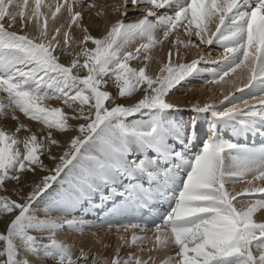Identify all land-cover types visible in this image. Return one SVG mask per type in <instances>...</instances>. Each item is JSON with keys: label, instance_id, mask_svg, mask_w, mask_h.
Listing matches in <instances>:
<instances>
[{"label": "snow or ice", "instance_id": "6c2138e0", "mask_svg": "<svg viewBox=\"0 0 264 264\" xmlns=\"http://www.w3.org/2000/svg\"><path fill=\"white\" fill-rule=\"evenodd\" d=\"M28 7L29 0H0V91L8 101L0 102V112L18 109L47 131L21 140L0 130V214H6L0 215V264H102L84 251L82 239H74L75 232L94 226L83 217L104 213L96 218L111 227L132 210L168 195L174 197V206L154 224L158 234L170 228L178 249L167 264H264V222L254 219V214L264 216V186L235 196L225 187L248 175L250 184L264 183V148L226 140L221 134L227 128L237 140L264 135V100L224 111L214 104L182 108L171 96L188 78L209 71L198 66L206 57L168 67L166 75L153 79L144 67L129 64L147 59L141 49L121 51L137 36L151 40L161 26L166 36L183 29L211 46L214 40L205 38L206 21L218 17L217 31L211 35L224 44L225 56L219 72L211 69L213 77L223 79L248 62L252 76L246 87L264 92V0H124L121 19L105 38L82 28V40L73 43H80L77 56L84 59L67 65L60 62L67 47L46 30L47 20L40 27L41 0H35L31 15H26ZM81 16L77 11L71 19L83 25ZM18 18L19 30H12ZM30 25L47 44L30 38ZM54 32L67 44L66 32ZM88 41L96 46L86 47ZM78 68L87 74H74ZM51 96L62 100L70 114L44 106ZM120 99L133 102L125 106L116 103ZM183 109L196 116L210 113L208 138L195 154L186 147L199 131L195 120L186 136L178 134L182 129L175 114ZM25 127L21 123L16 131ZM53 129L66 137L63 143L54 138ZM54 147L64 150L56 154ZM10 183L17 199L2 194ZM251 195L260 198L235 206L234 201ZM61 233L65 241L79 245L75 258L73 247L56 238ZM146 238L133 236L132 242ZM157 241L165 242L160 235ZM107 264L147 262L130 255Z\"/></svg>", "mask_w": 264, "mask_h": 264}, {"label": "rangeland", "instance_id": "374dc122", "mask_svg": "<svg viewBox=\"0 0 264 264\" xmlns=\"http://www.w3.org/2000/svg\"><path fill=\"white\" fill-rule=\"evenodd\" d=\"M67 1H69V0H67ZM70 4H71L70 7H76L78 9H80L82 7L83 8H86V7L87 8H90V7L91 8H94L98 4H100L99 5L100 8H101L100 10L104 14H107V13L109 14L111 12V10L113 9V7L115 6L117 8V9H115V11H117V13L121 15V10L120 9L124 5V0H87V4H84L83 3V0H71L70 1ZM109 5H112V8ZM142 7H144V5H142ZM40 12H41V15L45 14V12L43 13V11H42V6H41V9H40ZM141 18H142V16H141ZM120 19H121V17L118 20H120ZM105 20L106 21H104L103 24L100 26L101 27L100 31H103V28H106V27H109V26L112 27V25L115 23L114 22L112 24H108V20L107 19H105ZM47 21H48V18H47ZM216 21H218V22H216ZM34 23L35 22H33V24ZM215 23H216V25H215ZM218 23H219L218 17L213 18L212 25H215V26H214V31L211 32V30L213 29V27L210 26L209 23H207V21H206L207 29H206V36H205V38L207 39V38L211 37L214 40V43L211 46L207 45L206 43H201L199 41V38L189 37L188 33L185 32L183 29H181V30H172L169 33V36H170V44L168 43L169 44L168 50H167V48H165V49L167 50V52L168 51H169V53L171 52V55L169 53H167V54L172 59H174V57H175V54H174L175 47L176 46L177 47L180 46L179 45L180 37L178 36V34L181 33V34H183L186 37L185 42L187 41L183 45V47H182V48H184V50L187 49V51H185V56H183V58H182L183 61L181 63L188 64V63H191L193 60H199L200 57L203 56V57H206V60L204 62H202L198 66L200 68H203V69H209V71L202 72V73H200V74H198V75H196L194 77H190L185 82H183L182 86H179L178 87V90L175 91V93H174L177 96H171V99L173 101H176L177 99L180 100V99L184 98V100L187 99V100L190 101L189 102L190 106H192L193 104H197V103L199 105L200 104H203V106H204V104H207L208 103V104L217 105L219 111H224L226 108H228L230 106V102L233 101V100H235V103H233L232 106H234L235 108L244 109L243 107L240 106L241 103H243L244 101L248 100L247 99L248 97L250 99V98H256L257 96L260 95V91H258L256 89H253V88H250V87L249 88L243 87L242 88L243 91L236 90L238 92H232V93L226 95L225 97H228L229 98L228 100H225V97L220 98V95H218V92H220V91L217 92V90H216L218 88V83L216 84V82H218V81L220 82L221 79L219 78V76H215V77H212L211 76V74H212L211 73V69H213V68L216 69L218 65H219L218 67L221 68V65H220L219 62L222 61L223 58H224V56H225L224 44H221L219 41L216 40V38L214 36L211 35L213 33H216V31H217V24ZM68 25H69L68 32L70 34H71V32L72 33L76 32V28L75 27H72L74 25V22L72 21V19H70V22H68ZM32 27L33 26L30 25L29 28L27 29V34L30 36V38H33L34 34H37L36 30H34V27L33 28ZM73 29H75V30H73ZM31 30H32V33H31ZM34 31H35V33H33ZM51 34L57 35V33H55V32H53ZM225 35H227V33H225ZM95 38H100V37L97 35V36H95ZM153 40H150L149 41V40L146 39V41L144 40L143 42H138L136 44V46H135L136 48L135 47L134 48H131L132 46L131 47H128V48L132 49L131 51L128 48H126L123 51V52H127V51H129V52H135V50H137L139 48V49L142 50L143 55H145L147 57V59H145V60H143L141 62V65L139 63L136 64L137 63L136 61L139 60V59L129 61V64H130L131 67H135L137 69L139 67H144L145 68V72L147 74L146 64L148 62H150L151 60H154V59L157 58V54H156L157 53V48L156 47H158L159 44L161 46L163 44L162 43V41H163V38L162 37L161 38L158 37L154 41ZM87 44H89L91 46L89 47V46H87ZM144 45H147V48L146 49L142 47ZM60 46L61 47H67V49H68L67 50V53L65 55L61 56V58H60V62L65 63L67 65V64L70 63L71 60H73L75 58L72 59V57L70 56V54L68 52L69 49H70V47H69L68 44L60 45ZM85 46L88 47V48H94L96 45L92 41H88V42H86ZM83 59H84V57L81 56V59H80L81 62L83 61ZM178 64H180V63H177L176 65H178ZM176 65H168L167 67H165L164 72H161V75H159V76L166 75L167 74V68L168 67H175ZM220 68H217L216 70H219ZM245 68H246L245 65H241L240 68H236L232 72L235 73L236 70L237 71L238 70L239 71L245 70ZM74 74L79 75V76H83V75H86L87 72H86V70H83V69H79L78 68V69H76L74 71ZM156 77H154V79ZM226 77H232V73L229 72V74L227 76H224L223 78H226ZM116 87L118 88V85H116ZM142 87H146V85H143ZM210 88L213 91L212 93L208 92V90ZM186 89H193V91L191 93V96H189V97L184 96V90H186ZM102 90H104V89H102ZM107 90H109V91L113 90L112 85H109ZM138 91L139 90H137V92ZM178 95H180V96H178ZM0 102H3L5 104L8 103V101H7V94L3 93L2 91H0ZM127 102H128V99H120V100L116 101V103H122V104H124L126 106H129L130 103H127ZM43 103H44V106L49 107V108H51V107H60L62 109V111H65L66 113L70 114L69 110L64 105L63 101L57 99L55 96H51V97L46 98ZM253 104H254L253 102H250V103H248V106L253 105ZM109 106H114V105H109ZM182 112L184 113L183 118L185 117L183 119L184 120V122H183V124H184L183 130L181 131L182 134H183V136H186L187 135L188 127L191 124V122L193 121V120H191L193 118H195L194 119L195 120V128L199 130L198 132H193V144L186 145V147H188L190 149V153L191 154H194V153H196L199 150V148L202 147L204 141L208 138V134H209V123H208V119H206V117H209L210 118V113L209 114H204L203 116H196L189 109H187V110H184L183 109ZM180 116H181L180 112H178V113L175 114V118H177V119ZM21 123H23L26 127H25V129L17 132L16 131V128ZM0 130L6 131V132H8L11 135H15L18 139H21V140H23L25 137L30 136L33 132H35L37 134H41L42 132H46L47 131L46 126H44L43 124H41V123H39L37 121L31 120L29 117H26L23 113H20L18 109H16L15 111H13L12 108H7L5 111L0 112ZM52 131H53L54 138H56L60 143H63L65 141L66 137H64L63 135H60L59 134V130L53 129ZM65 131H67V129ZM221 134L223 135V138L226 139V140H233V142H239V143H247L249 146H251V143H250V140H249L248 137L246 139H239L238 141H236L237 139L233 137L232 132H230V130L228 131L227 128H225L222 131ZM253 136H258L259 137V135H253ZM255 145H256V143H254L252 146H255ZM21 148H22V145H21ZM256 149H258V148H256ZM52 150L56 154H61L64 149H61V148H58V147H54ZM44 162H45V164H48L49 166H51L50 165V161L48 160L47 156H44ZM42 175H43V173H42ZM179 179L180 178L178 177V180ZM245 179L247 180V179H252V178L250 177V175H248L244 179L235 180V182L236 183H238V181L242 182V181H245ZM230 181L233 182L232 180H230ZM253 182H255V181H252V183ZM256 182H259V181L256 180ZM225 185H226L225 187L229 186V182H227ZM8 187H9V191L6 192V193H2V194L8 195L11 199H17V195L13 191L15 185L12 184V183H10L8 185ZM25 191H27V189H25ZM259 198L260 197L258 195H255V196L254 195H251L248 198H245L243 200H239V202L234 201V204L239 209L240 207H243V206H246V205L247 206L250 205V203L256 201ZM172 203H171V205H172ZM171 205H170V207H171ZM170 207H169V209H170ZM162 211H164V210H161L160 213H163ZM0 215H6V214H0ZM260 216H261V217H259L260 219H257L256 218L255 220L257 222H264V216H262V215H260ZM88 218H90V217L89 216L83 217V219H85V220H88ZM120 225L123 226L122 224H119L118 223L116 225V227H114V229L115 228L116 229L115 230L112 229L113 231H111L110 236H109V233H108V236L110 237V239L108 237H107V239H109L108 241H110V242H108V245L106 244V246L103 247V248H105V250L109 249V247L112 245V243L113 242L115 243V241L117 239V235L120 232L122 233L124 231V230H120L121 229V226ZM149 226L151 228L153 227V229H155L154 224L149 225ZM93 228L97 232L96 231L95 232L90 231L89 228L86 227L82 232H80V231L75 232L74 239L75 240H78V237L82 236L85 239L91 241V240L94 239V237L96 238L97 235L100 238L104 236L103 234L105 233V230H103V227L102 226L101 227L94 226ZM68 231L69 232H72L73 230L72 229H68ZM116 233H118V234H116ZM98 237H97V241L100 239ZM56 238L58 240H60L61 242L68 243L69 246H73L72 245V242L65 241L63 239V234L62 233L61 234H58ZM132 239L130 238L129 241H127L126 244L124 243L125 240H123V241H121L122 239L119 240V241H121V245L120 246L121 247H124L123 248V251H121L120 252V255H119V258L121 259V261L122 260L123 261L124 260H127L130 255L133 256V257H135V258L138 257V255H137V251L138 250L136 248L137 242L133 243L132 242ZM146 240H148V239H146ZM44 242L46 243L47 241L45 240ZM98 242H100V241H98ZM3 243L4 242L0 241V250H2ZM148 247H149V249H146ZM141 249L142 250L146 249V252H145L146 254L148 253V251L150 253H152V250H150V246L149 245L148 246H146V245L145 246H142ZM78 252H79V250L76 253H74V258H75V255L78 254ZM134 252H136V253L134 254ZM91 253H92L93 256H95V253L93 251H91ZM29 255H31V254H29ZM107 256H108L107 254H104V255H101V256H99L97 258L102 262V264H107V261H106ZM172 257H173V255H172Z\"/></svg>", "mask_w": 264, "mask_h": 264}, {"label": "bare ground", "instance_id": "6f19581e", "mask_svg": "<svg viewBox=\"0 0 264 264\" xmlns=\"http://www.w3.org/2000/svg\"><path fill=\"white\" fill-rule=\"evenodd\" d=\"M41 1H42L41 2L42 11H43V13L45 12V14L41 15V17L39 18L40 19V27L41 28L44 27V21L47 20V18H48L46 30L49 31L50 34L53 33L54 29H57V28H59L61 30V33L66 32L68 34L67 44L70 47L68 52H69L70 56L72 57V59L73 58L81 59V56H79V57L77 56V53L80 51L81 45L78 42L73 43V41L82 40V35H83L82 28L84 26H87L89 28V30H90L89 34L90 35H93L94 37L98 35L100 37V39H103L107 36L108 32L111 30V27L109 26V27L103 28V31H100V29H101L100 26L103 24L104 21H106L105 19L108 20V24H112V23L116 22L121 17V15L118 14L117 11H115V9H117L115 6L113 7V9L111 10V12L109 14L108 13L104 14L100 10L101 9L99 6L100 4H98L96 6L97 8L96 7H94V8L90 7L91 8L90 9L87 7L86 8L82 7L80 9H78L76 7H70V5H71L70 1L71 0H69V1H67V0H41ZM57 6L60 7V10L58 12L56 11ZM109 6H111V8H112V5H109ZM34 8H35V0H30L29 1V7L27 9L26 14L31 15V12ZM69 8L72 9L71 12L68 11ZM77 11L81 12V14H82L81 19L83 20L84 23H83V25H79V24L74 23V25L72 27L76 28V32H74V33L71 32V34H70L68 32V27H69L68 22H70L72 15H74L75 12H77ZM53 12H56V16H52ZM138 18H141V17H129L130 20H134V19H138ZM213 18H215V17H212L210 19V21H207V23H209V25L213 27V29L211 28L212 29L211 32L214 31V26L216 25V23H215V25H212ZM33 22H35V18H33ZM216 22H218V21H216ZM12 30H17V31L19 30V18H18L17 26L15 28H13ZM73 30H75V29H73ZM36 32H37V34H34V36H33L35 42L37 41L38 43L42 42V43L47 44L48 43L47 39H42L40 36V32L37 30H36ZM31 33H32V30H31ZM33 33H35V31ZM57 35L59 36V39H60V45H65L66 43H65L63 35L60 33H57ZM178 36L180 37V41H179L180 46L175 47V49H174L175 57H174V59H172L167 54V53H169V51L167 52V50H168L169 44H170L169 34L167 36L164 34L163 26L157 28L154 31L153 38L151 40H153V39L155 40L158 37H160V38L162 37L163 38V41H162L163 44L161 43L162 46L159 44L158 45L159 48L156 47L157 48V53H156L157 58L154 60H151L150 62H148L146 64L147 75L152 76L154 79V77L161 75V72H164L165 67H167L168 65H176L177 63H181L183 61L182 58H183V56H185V50L182 47L187 41L185 42L186 37L183 34L180 33V34H178ZM146 39L150 41V39L147 36H144V37L137 36L134 39H130L128 41V43L121 49V51L123 52L126 48L131 47V46H132L131 48H134L138 42H143L144 40L146 41ZM118 41H119V38H118ZM221 44H223V43H221ZM87 46L90 47L91 45L87 44ZM229 46H231V45H229ZM165 48H167V50ZM128 49H130V48H128ZM131 50L132 49H130V51ZM127 52H129V51H127ZM136 62H135L136 64L139 63L141 65L142 61L137 60ZM218 66H217V68H220ZM245 66H246L245 70H241V71L236 70L237 73L231 72L232 77L223 78V79H221L220 82L219 81L216 82L214 80L216 82V84L218 83V88L216 90H217V92L220 91V92H218V95H220V98H223L232 92L243 91L242 90L243 87L249 88V87H246V85L249 84V80L251 79V76H252L251 64L248 62H245ZM213 69H215V68H213ZM219 70H216V71L218 72ZM211 76L213 77L212 74H211ZM137 90H139V89H137ZM236 90H238V91H236ZM192 91H193V89L184 90V96H186V97L191 96ZM138 92L133 93V100L138 98ZM208 92L212 93L213 91L210 88L208 90ZM172 96H177V95L174 94ZM178 96H180V95H178ZM247 99L248 100H246L244 102L242 101L243 103L240 104L241 107L246 108L248 106V103H250V102L257 104L261 100H264V92H260V95L257 96L256 98H250L249 99V97H248ZM133 100H128L127 103H130L129 106L131 105ZM176 102H178L179 106L182 108L191 107L189 104L190 101L187 99L186 100H184V98H182L180 100L177 99ZM233 103H235V100L230 102V106L228 108L234 107V106H232ZM200 106L203 107V104H200ZM184 110H187V109H184ZM182 111H180L181 116L178 119L177 118H175V119L182 126L181 129L183 130V126H184V124H183L184 120L183 119L185 117L183 118L184 113ZM194 119L195 118H193L191 120H194ZM178 134L183 136L181 131H179ZM257 137L258 136H253V135L248 136L250 143H251V146L256 142V145L253 147L258 148V149L264 148V144L261 145L259 143ZM251 140H254V141H251ZM236 141H238V140H236ZM250 177H251V175H250ZM251 180L252 179H247V180L245 179V181H242V182L238 181V183H236L235 180H232L233 182L228 181L229 186H227L226 189L230 192L231 195L235 196V195H237V193H245L247 190H250L254 186H264V183H261L260 181L259 182L255 181V182L250 184L249 181H251ZM177 191H178V189H177ZM166 201L169 203V207H170L171 203L174 201L171 205V206H174L175 199H173V200L168 199ZM254 202H256V201H254ZM254 202H252V203H254ZM252 203H250V204H252ZM145 206L147 208L152 207L153 212H155L156 215H159L160 219L143 221L132 210L127 216L121 218L117 222H114L112 224V226L109 227L107 224H101L100 221L97 220V218H95L97 216H103L104 213H96V214L94 213V214L90 215L89 216L90 218H88V221L94 226H98V227L102 226L103 230H105V233L103 234L104 236L101 238L98 237V235H97V237L100 238L98 240L100 242L97 241V237L96 238L94 237V239L91 241L85 239L82 236L78 237V240L82 239V241L85 244L84 251L85 252L93 251L95 253L94 257H96V258L101 256V255L107 254L108 256H107L106 261H109L110 259H114L117 256H119L120 252L123 251L124 247L120 246L121 241H123V240L129 241L130 238L132 239L133 236H136V237H147L146 239H148V240L139 239L137 241V244H136V248L138 250L137 251L138 257L137 258L146 261L147 264H167V262L169 261L170 258L174 259L175 253L178 249H177V246L174 244V238L171 235L170 228L167 229L166 231H163V234H158L156 232V230L153 229V227L151 228L149 226V225L155 224L156 222H160L161 218L164 215H166L167 212L170 210L169 207L166 209H160L153 204V201L148 203V204H145ZM161 210H164V211H162L164 214L160 213ZM259 217H261L259 213L257 215L254 214V219H256V218L260 219ZM118 223L123 225V226L120 225L121 226L120 230H124L125 232L123 231L122 233L120 232L119 234L116 233L118 235H117V239H116L115 243L111 242L112 245L110 244L111 246L109 247V249L105 250V248H103V247H105L106 244L108 245V242H110V241H108L110 239V237H109L110 233H111V231H113L112 229H114V227H116V225ZM134 224L140 225V227H131L130 226V225H134ZM145 225H147V227H145ZM94 226H91V228L90 227H87V228H89L90 231L95 232L96 230L93 228ZM162 228H163V226H162ZM108 233H109V236H108ZM157 235H160V240L165 241V242L164 243L158 242L157 241ZM107 237L109 239H107ZM120 239H122V240L119 241ZM145 245L150 246V250H152V253H150L149 251L147 254L145 253L146 249H149V247L144 249V250L141 249V247L145 246ZM70 247H73V254L79 250V245L70 246ZM135 253L136 252H134V254ZM172 255H173V257H172Z\"/></svg>", "mask_w": 264, "mask_h": 264}]
</instances>
